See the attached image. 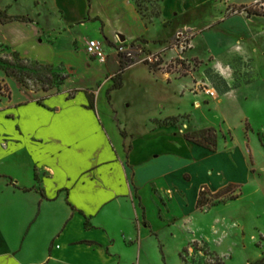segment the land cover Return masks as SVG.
Instances as JSON below:
<instances>
[{
    "label": "crops",
    "instance_id": "obj_1",
    "mask_svg": "<svg viewBox=\"0 0 264 264\" xmlns=\"http://www.w3.org/2000/svg\"><path fill=\"white\" fill-rule=\"evenodd\" d=\"M226 1L164 0L162 16L180 20L192 12L193 28L205 36L237 16L225 15L229 3L254 2ZM45 2L66 25L85 27L87 18L100 20L98 36L89 38L104 39L107 57L100 62L89 56L87 38L73 36L71 54L83 58L78 64L80 82H69L68 74L58 91L38 99L26 98L16 85H10L7 95L0 93V264H151L143 244L148 238L155 240L162 257L160 264H167L160 246L166 247L161 231L169 226L171 212L176 214L181 200L179 196L173 198L172 207L166 204L163 210V192L170 185L171 175L182 183L187 138L177 135L164 120L183 113L185 108L181 110L179 104L185 100L178 95V106L166 108L169 93L164 86L168 83L162 72L140 62L125 68L121 86L111 89L107 96L120 70L114 45L117 39L152 42L163 36L147 35L154 26L145 25L132 0L121 6L116 28L108 27L100 12L94 10L92 0ZM8 11L13 17L0 19V40L22 56L28 57L21 50L24 41L4 34L5 29L32 31L41 43L53 42L56 34H62L45 28L29 11ZM244 13L247 16L250 12L245 9L239 15L245 17ZM42 61L57 63L53 58ZM132 71L146 74L152 82L160 80L159 89L145 90L149 104L133 105L135 94L126 91ZM100 92L107 101L105 106L100 104ZM89 94L94 97L93 105ZM209 127L215 129L204 128ZM185 243L177 246V252L185 249Z\"/></svg>",
    "mask_w": 264,
    "mask_h": 264
},
{
    "label": "rangeland",
    "instance_id": "obj_2",
    "mask_svg": "<svg viewBox=\"0 0 264 264\" xmlns=\"http://www.w3.org/2000/svg\"><path fill=\"white\" fill-rule=\"evenodd\" d=\"M132 1L145 25L154 26L147 35L163 36V39L145 42L139 38L123 42L118 38L114 43L116 50L120 45L129 48L134 53L133 63H145L153 71L162 72L168 83L164 86L169 93L166 108L178 106V95L184 98L185 107L182 103L179 106L185 111L164 120L177 135L184 136L207 126H213L218 134L215 151L186 139L182 183L171 175L170 185L163 192V210L167 209L166 204L171 208V200L178 196L182 207L174 210L176 214L171 212L169 226L161 231L166 245L160 243L165 260L167 264L256 261L264 256V12L253 4L229 3L225 15L237 16L200 36L193 28L195 15L192 12L180 20L178 17L167 20L162 16L164 0ZM92 2L109 28L120 25V8L126 6V0ZM245 9L250 13L240 16ZM8 10L20 14L29 11L45 28H55L62 34H56L53 42L43 40L41 43L32 31L5 29L4 34L24 41L21 50L29 58L20 57L30 62L20 63L24 69L16 68L25 72L22 75L17 72L22 80L0 68V93L7 95L10 85H16L25 92L26 98L38 99L44 93L58 91L64 82L61 77L68 74L69 82L77 84L81 78L78 64L83 58L72 56V37L85 36L88 41L90 36H98L100 20L87 18L85 27L79 23L66 25L45 0H0V15L5 19L13 17ZM14 17L27 19L25 15ZM183 22L190 24L189 27L178 25ZM128 27L127 24L130 30ZM11 51L15 48L0 40V57L12 61ZM148 56L153 57L151 61L144 60ZM52 58L57 63L42 61ZM109 60L114 68V62ZM35 61L41 66H36ZM69 62L76 63L75 67ZM117 74L113 78L117 79ZM156 81L152 82L140 71L130 72L126 91L135 94L133 105L149 104L145 90L159 89L160 80ZM207 89L215 91L213 98L207 97ZM101 95L100 92V104L105 106L107 101ZM149 197L151 205L154 198L152 194ZM151 207L154 212L156 207ZM185 241L186 250L177 252V246ZM143 244L150 263L160 264L162 257L155 240L148 238Z\"/></svg>",
    "mask_w": 264,
    "mask_h": 264
},
{
    "label": "trees",
    "instance_id": "obj_3",
    "mask_svg": "<svg viewBox=\"0 0 264 264\" xmlns=\"http://www.w3.org/2000/svg\"><path fill=\"white\" fill-rule=\"evenodd\" d=\"M0 19L4 20V18L1 15H0ZM9 56L12 57V61L4 60L0 57V68L4 70L6 74H9V75L13 74L17 76L19 80H22V77L17 75V72L20 75H22L25 72H23L22 70L16 69V68L20 66L21 69H24L20 65V63L30 62V61L28 59H22L20 57V54L17 51H11L9 53ZM119 58H120V70H119V73L117 74L118 78L117 79L113 78V84L111 88H109V90L107 91V96L109 95V92L111 89L119 88L121 86V77H122L123 71L125 70L127 66L131 65L134 62L131 59L125 58V56L122 53H119ZM34 64L36 66H41V64H39L37 61H35ZM65 79H66V76L61 77V81ZM89 102L91 105H93L94 103V97L92 94H89ZM185 137L193 141L194 143L199 144L211 150H215L217 147V133H216V130L211 127L203 128V129L194 131L192 133H186ZM228 188H230V186H228L226 190ZM202 194L203 193H201L200 195L201 197L199 198L200 200L199 202L202 201ZM218 264H222V261H219ZM248 264H264V256L256 261L249 262Z\"/></svg>",
    "mask_w": 264,
    "mask_h": 264
},
{
    "label": "built area",
    "instance_id": "obj_4",
    "mask_svg": "<svg viewBox=\"0 0 264 264\" xmlns=\"http://www.w3.org/2000/svg\"><path fill=\"white\" fill-rule=\"evenodd\" d=\"M253 5H254V7H256V8H258L264 12V0H254ZM85 48H86V52L89 56L95 58L96 60H98L100 62H104L106 60L107 53L105 51L103 43L100 40L89 39L86 42ZM117 49H118L117 52L122 53L125 56V58L131 59V60L133 58H135L134 53L129 48H126V47L120 45V46H118ZM152 58H153L152 56H148L144 60L145 61H151ZM206 92L211 97L215 96V91L212 89H207Z\"/></svg>",
    "mask_w": 264,
    "mask_h": 264
}]
</instances>
